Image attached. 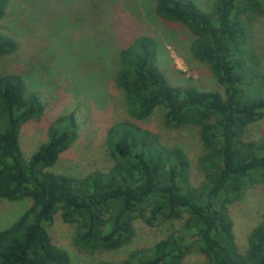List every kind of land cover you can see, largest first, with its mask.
<instances>
[{"label": "trees", "instance_id": "obj_1", "mask_svg": "<svg viewBox=\"0 0 264 264\" xmlns=\"http://www.w3.org/2000/svg\"><path fill=\"white\" fill-rule=\"evenodd\" d=\"M10 3L0 0V21ZM155 12L194 35L193 56L209 65L224 93L172 85L157 65L159 41L148 34L135 37L119 50L115 75L132 121L108 130L111 168L76 177L51 170L77 138L74 115L54 121L47 140L27 159L21 131L42 117L45 104L28 91L21 74L2 75L0 200L33 201L0 230V264H70L69 252L53 242L48 228L59 212L77 226L75 243L87 251L129 244L139 218L150 225L160 218H187L186 233L172 232L121 261L96 264H183L194 250L186 243L188 234L205 256L201 264H264V215L240 250L229 211L247 188L264 185V139H244L250 125L264 120V73L248 45L254 15H264V0H215L209 10L193 0H156ZM18 49L0 25V55ZM157 108L164 109L168 128H198L201 185L190 183L191 161L181 147H166L137 123Z\"/></svg>", "mask_w": 264, "mask_h": 264}, {"label": "rangeland", "instance_id": "obj_2", "mask_svg": "<svg viewBox=\"0 0 264 264\" xmlns=\"http://www.w3.org/2000/svg\"><path fill=\"white\" fill-rule=\"evenodd\" d=\"M193 1L204 10L215 2ZM155 5L156 0H11L0 25L3 33L18 42L19 49L12 55H0V77L21 74L28 91L35 92L45 104L42 117L27 122L21 131L20 143L27 159L47 140L54 121L73 114L77 138L51 170L84 177L111 168L108 130L117 122L132 121L125 106V93L115 83L119 50L140 35L148 34L159 41L157 65L172 85L224 93L209 65L193 56L194 35L184 25L158 17ZM254 17L248 45L264 73V15ZM164 112L157 108L148 119L137 123L166 147H181L186 152L191 161L190 183L199 186L205 179L199 164L203 152L199 130L192 126L166 127ZM244 139H264V120L250 125ZM32 201L0 200V230L17 220ZM229 211L238 246L245 250L251 230L264 215V185L247 188L239 200L229 205ZM186 220L160 218L150 225L139 218L129 244L95 251L84 250L75 243L77 226L65 222L60 212L48 228L53 242L69 252L70 264H96L121 261L172 232L186 233ZM188 237L186 243L194 250L183 264L203 263L205 256L196 250L192 235Z\"/></svg>", "mask_w": 264, "mask_h": 264}]
</instances>
